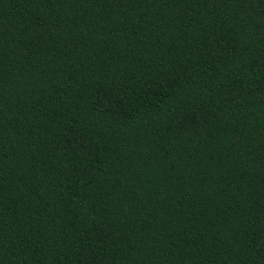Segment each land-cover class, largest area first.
<instances>
[{
    "label": "trees",
    "instance_id": "obj_1",
    "mask_svg": "<svg viewBox=\"0 0 264 264\" xmlns=\"http://www.w3.org/2000/svg\"><path fill=\"white\" fill-rule=\"evenodd\" d=\"M0 264H264V0H0Z\"/></svg>",
    "mask_w": 264,
    "mask_h": 264
}]
</instances>
